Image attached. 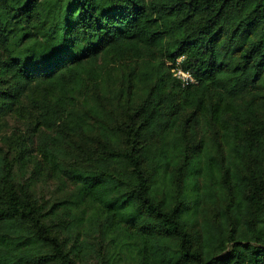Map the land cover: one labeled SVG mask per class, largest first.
<instances>
[{"label":"trees","instance_id":"16d2710c","mask_svg":"<svg viewBox=\"0 0 264 264\" xmlns=\"http://www.w3.org/2000/svg\"><path fill=\"white\" fill-rule=\"evenodd\" d=\"M0 264H264V0H0Z\"/></svg>","mask_w":264,"mask_h":264},{"label":"built area","instance_id":"2783aa9c","mask_svg":"<svg viewBox=\"0 0 264 264\" xmlns=\"http://www.w3.org/2000/svg\"><path fill=\"white\" fill-rule=\"evenodd\" d=\"M172 71L174 72V75L179 77L184 84H187L188 82H194L192 76L189 73L183 72L182 70L179 69L178 70L173 69Z\"/></svg>","mask_w":264,"mask_h":264},{"label":"rangeland","instance_id":"374dc122","mask_svg":"<svg viewBox=\"0 0 264 264\" xmlns=\"http://www.w3.org/2000/svg\"><path fill=\"white\" fill-rule=\"evenodd\" d=\"M12 124V126H15L16 124L15 123H11Z\"/></svg>","mask_w":264,"mask_h":264}]
</instances>
